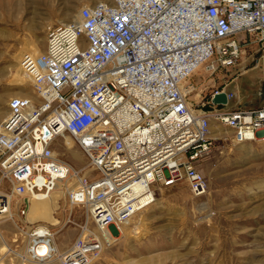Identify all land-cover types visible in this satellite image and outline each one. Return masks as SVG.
I'll return each instance as SVG.
<instances>
[{
	"label": "built area",
	"instance_id": "1",
	"mask_svg": "<svg viewBox=\"0 0 264 264\" xmlns=\"http://www.w3.org/2000/svg\"><path fill=\"white\" fill-rule=\"evenodd\" d=\"M253 46L264 53V0H98L50 26L43 50L19 62L33 97L10 99L0 127V220L12 203L23 217L72 174L52 151L68 134L87 160L68 203L85 208L93 230L82 227L59 254L61 221L32 226L17 261L91 264L105 247L99 233L119 229L161 189L186 182L202 197L198 164L220 139L213 127L235 145L264 144V105L228 108L234 94L222 86L196 103L189 83L202 65L208 74L236 67ZM219 94L225 104L213 103Z\"/></svg>",
	"mask_w": 264,
	"mask_h": 264
},
{
	"label": "rangeland",
	"instance_id": "2",
	"mask_svg": "<svg viewBox=\"0 0 264 264\" xmlns=\"http://www.w3.org/2000/svg\"><path fill=\"white\" fill-rule=\"evenodd\" d=\"M97 1L0 0V127L10 99L33 97L20 69L22 55L41 52L50 26L71 22L82 6ZM189 83L195 87L191 98L196 103L222 86L234 94L228 108L260 107L264 53L253 46L236 67L213 74L199 69ZM215 129L213 134L220 139L198 164L207 182L206 193L193 197L186 182L161 189L153 204L120 229H110L113 237L102 236L105 247L100 245L103 249L91 264H264V144L235 145L228 131ZM52 151L72 174L58 182L49 201L30 202L24 219L11 204L9 218L0 220V264H21L17 254L32 226H56L59 219L54 239L60 254L74 243L82 227L93 230L85 208L71 206L67 199V190L78 182L74 173L86 168L85 155L68 134L53 142Z\"/></svg>",
	"mask_w": 264,
	"mask_h": 264
},
{
	"label": "bare ground",
	"instance_id": "3",
	"mask_svg": "<svg viewBox=\"0 0 264 264\" xmlns=\"http://www.w3.org/2000/svg\"><path fill=\"white\" fill-rule=\"evenodd\" d=\"M74 18H75V16H74ZM74 18L72 19V21L74 20ZM199 69H203V70H205V67H204V65H202V66H200L199 68H198V70ZM197 70V71H198ZM218 130H220L219 128H217ZM78 155V154H77ZM76 155V156H77ZM75 156V155H74ZM60 182V181H59ZM61 182H63V181H61ZM58 185V184H57ZM57 188V186L55 187V189ZM54 189V190H55ZM54 192V191H53ZM53 192L51 193V194H49L48 195V197L47 198H45V199H43V200H31L30 202H36V203H44V202H47V201H49V199H50V197H51V195L53 194ZM66 194V193H65ZM48 206V207H47ZM203 206V205H202ZM202 206H200V207H202ZM45 207L46 208H48V209H50L51 207H50V204H47V205H45ZM202 208H204V207H202ZM204 211V210H203ZM27 212H28V207H27V211L25 212V214H24V216L22 217V219H24V217L25 216H27L26 214H27ZM9 216H10V213L8 214V216H7V219L9 218ZM1 219V218H0ZM46 220V219H45ZM38 226H42V225H38ZM119 229H120V227H119ZM55 236V235H54ZM101 236H106V237H108V238H111V237H113L112 235H111V233H110V231L109 230H107V231H104L103 233H101ZM53 244H54V247H55V249L57 250V252L60 254V251H59V248H58V245L55 243V239H53Z\"/></svg>",
	"mask_w": 264,
	"mask_h": 264
},
{
	"label": "water",
	"instance_id": "4",
	"mask_svg": "<svg viewBox=\"0 0 264 264\" xmlns=\"http://www.w3.org/2000/svg\"><path fill=\"white\" fill-rule=\"evenodd\" d=\"M213 103L215 104H225L226 103V96L225 94H219L213 98Z\"/></svg>",
	"mask_w": 264,
	"mask_h": 264
}]
</instances>
